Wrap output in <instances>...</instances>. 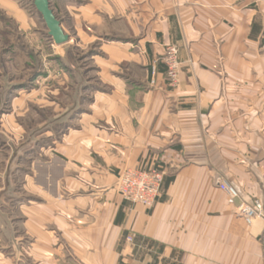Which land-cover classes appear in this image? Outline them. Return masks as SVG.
I'll return each mask as SVG.
<instances>
[{
  "label": "crops",
  "instance_id": "0c3cea01",
  "mask_svg": "<svg viewBox=\"0 0 264 264\" xmlns=\"http://www.w3.org/2000/svg\"><path fill=\"white\" fill-rule=\"evenodd\" d=\"M57 4L87 58L40 60L21 100L43 119L8 115L21 143L0 131V264H264V222L248 227L218 187L264 200V0ZM156 163V205L126 202L119 174Z\"/></svg>",
  "mask_w": 264,
  "mask_h": 264
},
{
  "label": "rangeland",
  "instance_id": "374dc122",
  "mask_svg": "<svg viewBox=\"0 0 264 264\" xmlns=\"http://www.w3.org/2000/svg\"><path fill=\"white\" fill-rule=\"evenodd\" d=\"M52 6L53 9L58 10L59 19H62L64 14L61 15L59 12L57 0H51ZM62 21L69 27L70 19L64 18ZM70 44L66 43L61 47L54 43L33 0H0V131L12 137L16 143H21L27 136L22 131L14 133L4 130L3 125L6 124L8 115L16 109L17 123L27 129L37 127L44 116L39 115L36 105L32 107L30 114L22 115V96L27 95V91L36 92L39 86L37 70L41 65L40 60L53 59L59 49H64V51L68 50V57L71 59L85 62L87 58L85 49L77 45L76 39ZM13 101L16 108L12 109ZM46 115L49 116L48 112ZM1 120L4 121L1 122ZM158 166L160 164L156 163L154 169ZM150 167L151 165L147 167L144 165L142 169L147 170ZM18 181V185H21V180L18 179ZM4 246L3 244V248L0 247V249L4 250Z\"/></svg>",
  "mask_w": 264,
  "mask_h": 264
},
{
  "label": "built area",
  "instance_id": "2783aa9c",
  "mask_svg": "<svg viewBox=\"0 0 264 264\" xmlns=\"http://www.w3.org/2000/svg\"><path fill=\"white\" fill-rule=\"evenodd\" d=\"M162 61L166 67V78L171 88H176L181 72V62L179 59V48L176 45H169L165 48ZM155 74V71L153 72ZM162 167L154 169L126 170L118 176V194L128 203L141 205L147 209H152L162 195L165 173ZM264 182V177H263ZM219 189L226 194L227 203L234 208L236 216L243 219L250 227L256 220L264 222V200L254 199L251 202L239 201L238 190L222 180L218 184ZM127 242L133 243L132 236L127 237Z\"/></svg>",
  "mask_w": 264,
  "mask_h": 264
},
{
  "label": "water",
  "instance_id": "95a60500",
  "mask_svg": "<svg viewBox=\"0 0 264 264\" xmlns=\"http://www.w3.org/2000/svg\"><path fill=\"white\" fill-rule=\"evenodd\" d=\"M37 11L41 14L49 32V37L58 46L69 42V36L65 34L61 22L56 18L51 9V0H33Z\"/></svg>",
  "mask_w": 264,
  "mask_h": 264
}]
</instances>
